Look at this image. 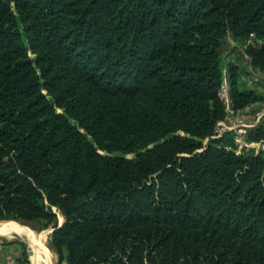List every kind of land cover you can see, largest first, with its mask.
I'll use <instances>...</instances> for the list:
<instances>
[{
    "label": "trees",
    "instance_id": "1",
    "mask_svg": "<svg viewBox=\"0 0 264 264\" xmlns=\"http://www.w3.org/2000/svg\"><path fill=\"white\" fill-rule=\"evenodd\" d=\"M228 35L264 74V0H0V220L57 207L66 264H264V151L202 144L223 69L230 110L263 100Z\"/></svg>",
    "mask_w": 264,
    "mask_h": 264
},
{
    "label": "rangeland",
    "instance_id": "2",
    "mask_svg": "<svg viewBox=\"0 0 264 264\" xmlns=\"http://www.w3.org/2000/svg\"><path fill=\"white\" fill-rule=\"evenodd\" d=\"M248 42H250V40ZM246 46L247 44H242L240 41L234 40L228 35L226 37V42L221 48L222 61L225 65L228 63H234L237 65L240 72L239 83L244 88L254 89L257 93L262 95L263 100L254 102L235 112L230 110L228 105L229 93L226 83V72L225 69H223V81L219 90V96L226 106L224 117L217 122L213 136L202 140L203 146H206L210 139L217 138L222 133L233 130L236 134L235 143L237 145V153L245 148L264 151V139L262 141H246L249 129H254L258 126L264 127V74L251 65L250 58L245 52ZM178 134L184 135L182 132H179ZM98 151L105 154V151L99 149ZM124 156L131 158L133 155L125 154ZM52 213L55 215L52 220H0V225L4 223L8 228L14 230L16 227L18 232L21 230L19 233H7L8 235L0 233V264H37L32 258V252L30 251V243L28 240L30 238H36V236L46 238L45 244L49 254L45 253L41 255L42 264H66L65 261H59L57 252L51 245L52 232L57 229V227L64 224L65 218L61 211L55 206L52 208Z\"/></svg>",
    "mask_w": 264,
    "mask_h": 264
},
{
    "label": "bare ground",
    "instance_id": "3",
    "mask_svg": "<svg viewBox=\"0 0 264 264\" xmlns=\"http://www.w3.org/2000/svg\"><path fill=\"white\" fill-rule=\"evenodd\" d=\"M14 222V221H13ZM16 223V222H15ZM7 226V225H6ZM4 223H2L0 225V233L2 234H12V233H19L18 232V229L15 227V229L13 230L12 228H8L6 227ZM19 227V226H17ZM29 232V231H28ZM21 234V233H20ZM8 235V234H7ZM45 239L46 238H43V237H40V236H36V238H30L28 239L29 240V243H30V251L32 252V258L36 261L37 264H42L41 263V258H42V254H49L48 252V249L46 247V244H45ZM51 253V252H50ZM50 256V255H49ZM33 260V261H34ZM44 261V260H43Z\"/></svg>",
    "mask_w": 264,
    "mask_h": 264
}]
</instances>
